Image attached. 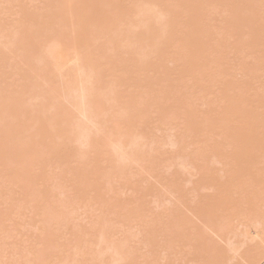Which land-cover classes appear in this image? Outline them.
I'll return each mask as SVG.
<instances>
[{
	"label": "bare ground",
	"instance_id": "6f19581e",
	"mask_svg": "<svg viewBox=\"0 0 264 264\" xmlns=\"http://www.w3.org/2000/svg\"><path fill=\"white\" fill-rule=\"evenodd\" d=\"M3 2H5V0ZM26 4H28L27 1ZM45 4L46 6L44 8L43 6ZM45 4H41L42 8L40 6L42 11L43 9L44 11L46 10V16L44 17L41 16L43 15L41 13L42 11L39 12V6H36V4L29 6L31 8L28 7L32 12L19 7V9L21 8L19 11L21 12L20 14L23 18L25 15L26 18H24V23L22 21L24 19H20L21 24L28 22L30 23L28 26L23 25L24 27H21L20 25V28L15 27L17 30L12 33L11 31H6V28H0V198L5 196L8 197L7 199H5V197L4 200L0 199L4 201L3 203L0 201V203H2V206H0V233H2V235L4 234L5 237L8 235L6 239H9L10 237L6 230H8L13 223L11 226L8 225L9 227L6 225L13 222V218L12 220L10 219L11 215L14 214L16 216L17 214L15 213H20L19 211L23 209L25 210L27 207L31 212L30 214H36L35 216L33 215L36 218L39 216L38 220H40V222L38 221L36 223L43 224L42 229L39 227L41 226L40 224H38L39 226L37 227L40 228L38 230H42L41 235H44V237L42 236L41 238V235L39 234L41 238V241L39 239L41 243L39 245H41V248H39V245L36 242L38 247L35 244L36 246L33 247V249H38L31 250V253H26L29 254L28 257L30 258L26 260L25 264H65L66 261L68 262L66 258H69L70 252L64 250L66 253L68 252L67 255L65 252L63 253L61 251L60 247H62L64 243L62 244V241L59 240L63 239L61 238V233L64 231V233H66V230L64 229H67L68 232L72 229L69 227V224H71V218L69 219L70 213L67 212L70 209L69 207H71L70 205L74 206L78 203L76 205L81 207L79 202L82 203L86 201L88 197H90L89 195L93 197V193L89 192L93 187H95L94 190L98 189L96 191L97 193L101 191L99 190V187H104L100 180L106 179L109 181L112 178L113 173L117 176L122 175V172L120 174V170L123 167H121L122 165L120 167L117 166L118 163L116 162L118 160L122 161L121 163L118 161L119 165L124 164V160H130V162H133L132 164L136 165L135 162H138L137 160H141V164V162L145 160L143 158H145V156L148 157L151 154V160H157V157H159V153L161 152L157 147L154 150L157 142L154 146H151V148L153 147L154 154L151 153L150 155L148 154L145 156H141L144 154L141 152L143 149L147 148V145L141 146L144 142H142L143 144H138V142L136 144V140H139L136 134H139L141 131V128L139 130L138 127H142V124L146 125L143 121L144 118L148 119V117H145L148 115L149 118L153 115L152 117L154 118H151V120L155 119L154 121L156 123L160 122V126H162L163 123H166L165 125H172L173 127H177L175 129L182 130L181 137L183 139H180L183 142L181 143L182 145L186 140H192L189 142L191 145L193 142L199 145L197 146L193 144L198 147L196 152H194L195 154L192 153L189 155L190 153L187 154L188 151H186L187 156L192 157V160L189 157L190 161L187 159L189 163L192 161V165H194L193 163L196 160H201V157L205 158L209 154H212L217 158L216 160L220 159L218 163L220 164L221 162V167L226 166L225 169L221 168L224 173L221 176V179L219 178L220 180L218 179V181H216V184L217 182L218 184L216 186H214V184H209L212 187H217V194L214 193L217 198H212V196H214L213 193L209 194L211 195L210 197L207 195L209 192H207V196L204 195L207 199L205 198L204 201H201L204 204V202L212 198L211 201H207L202 206L199 204V209L195 206L196 209L193 207L192 211L189 210L187 213L185 211L187 208L183 210L184 207L181 206V204L184 201L183 199H185L184 197L188 196V194L183 197V193L178 195L177 193L180 192L177 191L181 190H179V188L177 189L176 194L182 197V199L181 197L179 198L182 200V203L179 200V204L176 203V205L174 203L177 206L176 209H172L175 207V205H173V207L170 206V208H167L168 210L164 207L163 208L166 210L162 208H160L161 211H153L152 209L146 210L150 207L144 206L143 203V208L146 207V209H143L141 204H139L140 202H138V205L136 204V206H134L135 204L133 202L134 210L139 205L141 207L136 208L135 213L138 208V210H140L138 211L137 216L134 217L131 213L135 218V222L139 220L135 223L138 225H136V232L138 234H136L137 240L135 239L136 241H134V235H131L133 234L131 231L132 226L130 225L132 223H128L131 227H126L127 230L125 231L127 232H123L122 237L124 236V233L126 236L124 237V240H122L123 242H121L122 245L121 243L117 244L118 241L120 242L121 240L119 238V235L121 234L120 232L118 235L119 240H117V242H112L113 244L116 242L117 245H115V247H113L114 245H111L112 251H106V253L110 252L108 253L110 254V258H108V256L106 258H108V260L110 259V261L112 259V261H117V258H119L120 260L118 261L123 263L124 261L121 260V257H126L125 263H127V259L130 261H132V258L133 261L137 259L135 256L138 254L137 256H139V260L137 263L141 261L140 259L143 257L145 261L151 259V261H147L149 262L147 264H158L163 260L168 259L169 261V257L171 258V256H175L173 257V260H175V258L176 260H179L177 259L179 248L180 250L185 248L183 249V251H185L186 248L189 247L191 252L188 248V253L190 252L193 254L191 255L194 256L192 257V260L190 258L191 256H189L191 260L189 263L192 262L193 264H264V215H262L264 211L261 216L260 213L258 214L259 218H254L256 216L254 214L259 212L256 211L255 207H258L260 204L261 207L259 208L264 207L262 206V202L264 203V187L260 186L259 188L256 185L257 183H261L258 185L264 184V179L262 182V179H258L259 176L261 177L262 175L263 178L264 175L262 173L264 171L260 174L258 173V170L260 171L262 168V164L259 167L260 169L258 168L259 162L262 161L261 157L264 159V156H262L264 155V93L260 95L261 91L264 92V83L262 82L263 84H261L260 81L261 78L264 77V0H50V2H46ZM23 7L26 6L24 5ZM32 7H34V9ZM7 10L8 9H6V11ZM35 10H38L39 14H37L38 12ZM6 11L5 13H8ZM1 15H3V18L6 14L0 12V16ZM15 21L14 22L17 23L19 20ZM11 27L12 26H10V28ZM17 34L19 36L17 39L18 41L15 38V35ZM110 52L112 53L111 56H109ZM248 52L250 53L249 55L252 57V60L250 62H245V60L247 61L251 59L250 57L248 59ZM116 55H119L120 58L115 59ZM246 55L247 58L245 59L244 56L246 57ZM228 57H230L231 60L234 58H237L238 60L240 59L242 63L240 62V65H238V62H235V65H232L230 64L231 60L230 63L227 61ZM12 59H14V61ZM3 61H10L9 63L11 64L4 65L6 67L9 65L8 68H12L11 70L14 74H19L18 76L15 75L20 79H16L14 84L8 81L10 77L6 78L7 72L5 73V71H8L9 69L7 68L8 70H5L6 67H4V65L2 66ZM170 63L171 65L173 64L174 67L172 66V68H170ZM237 71H240L242 74V77L240 76V78L243 79L241 80L239 78L240 81H238L239 79H237V81L235 80V72L237 73ZM238 75L240 74L238 73ZM262 79L264 81V78ZM17 80H19V86L16 85L17 88L15 87V89L13 87L17 83ZM259 82L261 86L260 84L256 85ZM255 85L260 87L257 88ZM18 87L20 88L18 89ZM255 88L259 90L257 91ZM213 95L215 96L213 97ZM212 97L217 100L211 102L210 98ZM213 98L212 100H214ZM208 99L210 102H206ZM196 102L199 104L203 102L204 104L199 106L202 107L206 104V106L203 107L206 108H197L198 106ZM216 102H220L219 107L216 106ZM68 118L78 121V125L79 118H81L84 120L83 124L84 122L89 124L87 127L93 125L92 128H94V130L88 132L86 129H83L86 125H71L74 121L71 119V122H67L68 124L66 125L65 122ZM146 122H148V120ZM156 126L158 127L159 125L156 124ZM90 128L91 127L88 129ZM169 128L171 129V127ZM136 129L137 131L139 130L138 133H135L137 132L134 131ZM81 130H84V132L87 131L88 134L85 133L87 134L85 141L88 140L90 142L87 144L89 146H87L85 142L80 143V140L84 136V132L82 133ZM172 130H174V128H172L171 131ZM181 132L179 133L180 135ZM134 133L138 139L135 135L133 136ZM148 135H144V138ZM144 138L142 137L141 139L143 140ZM218 138L221 140L219 141ZM58 139H60L58 141L60 144L58 143L57 145L56 140ZM133 139L136 140L134 141ZM178 139L179 137L177 139L175 138L176 141ZM172 140L171 145L177 146L173 148H178L180 150L181 144H177L180 140L175 145H173V142L176 141L174 139ZM216 140L218 141L216 142ZM150 141L154 142L155 140ZM84 143L87 148L85 149L86 151H82L85 147ZM189 143L185 142V144ZM75 144H80L82 150L81 147L77 148V145L75 152L71 153L70 150L72 149L71 151H73V146ZM130 145H133V149ZM59 146L60 148L62 147L67 154L66 156H68L66 162L70 167L65 166L67 169H70L68 172L67 169H65L66 173L62 174L66 167H61L63 168L61 176H63V178L66 177L67 180L68 175H70L68 179H71V182L69 181L70 183L66 182L64 179L65 183L69 184V190L65 191L66 188H63L64 184L60 183V180H63V178L60 179L61 176H58L60 175L59 173L61 170L56 168L55 170H58V172L55 170L53 172L52 169L53 176L51 177L54 178V185L57 183L59 187L61 185L63 189H61V191H65L66 193L63 192L65 195L59 191L60 188H57V185H55L54 188L53 186L52 188H44L45 184L49 183L47 182L48 180L50 181L51 179L53 182L52 178L49 179L51 173H48V179L43 176L45 181L47 180V183L40 182L43 179L42 175L45 174V172L51 171V169L45 171L49 169L50 165L55 168L57 167L55 165H57L58 162L61 163L60 160H63L62 158L65 156L64 153H62L64 155L59 161L57 159V156L60 154ZM48 148L50 150L52 148V150L49 152L46 151V149L49 150ZM126 148L132 149V151L128 150L129 153L131 151L130 154L126 153ZM185 148L191 149V147H188L187 145ZM193 148L191 149L192 151ZM149 150H151L150 147ZM149 150H146V153ZM153 150L150 152H153ZM183 151H185L184 148L180 153L183 154ZM58 152L59 154L56 156ZM170 154L168 153L169 156ZM173 156L170 157L173 158ZM177 156H180L179 153ZM186 158L187 157H185L184 160H186ZM173 159L175 160L176 156ZM207 159L208 158H206V161ZM48 160H52L50 165L47 164L49 167L44 165L49 163ZM55 160H57V164H52ZM151 160L150 163H152ZM213 160L215 161V158ZM42 161L46 162L42 164ZM158 161H156V164H159L157 163ZM224 161L226 162V165H224ZM64 162L59 164L58 167L63 165ZM148 162L144 164L148 165ZM38 163L47 168L43 167L45 170H42L43 168L40 169L36 165ZM79 163L82 167L78 165ZM126 163L128 162H125V164ZM205 163H203V165ZM125 164L124 167L127 165ZM137 165H139V163ZM139 166L137 168H140ZM157 166L159 165H156L155 170H157ZM127 167L122 170H125L124 173L128 177V174L133 171L129 170L130 172L128 171L129 173L127 174ZM150 167L151 166H149V169ZM205 167L206 166H204V168ZM38 169L41 170L43 174L41 171H39V173ZM109 169L110 171H108ZM200 169L202 170L203 168ZM212 169L214 170L215 168ZM140 170L142 172V168ZM146 170L148 172H146L147 175L149 173L151 174L154 169H152L151 172L148 171V169ZM205 170H198L197 172H203L200 174L201 177L203 174H207L206 176L210 181V178H213L214 176L212 174L215 172L211 174V171L206 173L204 172ZM208 170H210L209 166ZM55 172L56 175L58 173L57 177L53 174ZM105 173L111 178L109 176H107L109 178L104 176L106 175ZM124 173L123 175L125 176ZM157 173L158 171H156L155 174L158 175ZM216 173L220 177L221 174H219L218 171ZM102 174H104V178L102 177ZM115 174L113 177H116ZM123 175L119 177L121 180ZM132 175L129 176V178H134ZM140 175L141 174H139V176ZM177 175L178 173H176V176ZM218 175L215 174L214 180L217 179L216 176L218 177ZM45 176L47 175L45 174ZM174 176L175 173L172 178ZM55 178L59 179L57 183ZM119 178L118 180H120ZM129 178H127V181ZM151 178L154 179V177ZM207 178H201L202 182L203 180H206V183L208 184L209 181ZM112 179H117V177ZM112 179L110 180L111 182H113ZM165 179L163 178V180ZM118 180L114 181H117L118 183L120 182ZM125 180L123 179V181ZM163 180L161 179V181ZM123 181H121V184ZM127 181L126 183H128ZM131 181H134V179H131ZM173 181H171L172 185ZM99 182L102 186L99 185ZM106 182H104V184ZM155 182H157L156 179ZM40 184L43 186L42 190L40 189L42 188ZM130 184H132V182ZM112 185L111 187L114 188L115 186ZM148 185L149 184H147V186ZM157 185L159 186L161 184ZM202 185H204V183L201 184V186ZM108 186L109 185L106 187ZM120 186L122 187L123 185ZM166 186L167 187L165 188H168L169 185ZM65 187H67L66 184ZM150 187L152 186L150 185ZM175 187H178V185ZM212 187L203 189V192L213 190L214 187ZM14 188H17V191ZM159 188L161 187L159 186ZM171 188L172 186L170 185V189ZM18 189L20 190V195H18L19 198L15 200L18 196L16 195L14 198L12 193L19 192ZM45 189L47 191L48 189H51L52 192H49L48 194ZM103 189L108 190L109 188ZM43 190L47 195L42 192ZM55 190H58L59 192H54ZM110 190H113L112 193L113 196H115L114 189L110 188ZM70 191H74V194ZM53 192L54 194H52ZM96 192L94 193L95 195L97 194ZM116 192L115 188V193ZM141 192L140 194L143 193ZM55 193L59 195L58 198ZM67 193H69V195ZM88 193L90 194L88 195ZM100 193H98L96 197L97 200L103 197V193L102 195H99ZM108 193L112 194L110 191ZM108 193L106 194L105 191L107 197L109 196ZM174 193L175 192L173 191L171 196H175L176 194L174 195ZM195 193L199 194L200 192L196 191ZM160 194L157 195L158 198ZM51 195L53 197L55 196L57 199H60L61 196H65L66 198L64 197V199L67 202L61 198L63 203L65 202V205L62 203L61 199L60 202L54 203L59 201L54 197L55 201H53V203H49V201H47V203L45 199L47 200L46 197ZM242 196L247 197L244 199ZM53 197L49 198L53 199ZM199 197V199H202L201 197H203V193L201 196L199 195ZM197 198L195 197L194 200L197 201ZM96 199L91 198V201L96 203ZM110 199L108 201H110ZM172 199L176 200L175 197ZM213 199L214 201H212ZM243 199L244 201L246 200L243 203L244 205H242ZM256 200L258 203L254 202ZM68 201L71 202V204ZM91 201L88 203V209L92 206ZM99 201L96 204H98ZM123 201L125 202V200ZM129 201L131 200L129 199ZM103 202H106V200L104 201L103 199L99 204H102L103 206ZM199 202H195V205ZM202 202L200 203L202 204ZM4 203L7 206L4 207ZM61 203L64 206H62ZM130 203L128 202V205H130ZM185 203H183V205L187 207ZM88 204L86 203V207ZM106 204L107 203H105V206H107L109 202L107 205ZM256 204H258V206L253 207ZM66 205L69 208L67 211L64 209ZM245 205L246 207L243 208ZM2 207H4V210ZM111 207L114 209L115 207L119 208L120 206L115 205L114 207ZM127 207L129 209V206ZM181 207L184 212L181 211ZM122 208L123 207L119 209L124 211ZM88 209L85 208L84 210L88 211ZM92 209L91 211H93ZM108 209V211L105 210V214L106 211L108 214L112 211L110 207ZM130 209L132 210L133 208ZM263 209L258 210L262 211ZM75 210L77 211L76 208ZM75 210L71 211L74 213ZM116 210L118 211V209ZM116 210L112 211L113 213L115 212V214H110L114 216L117 214L119 215L120 211L116 212ZM171 210L175 211V213H172ZM253 210L256 211L253 212L254 214H252ZM168 211L170 214L167 213ZM66 212L69 214L67 215ZM124 212L126 213V210ZM124 212L120 213V217L122 216L124 222H126L125 220L127 219L129 222L130 213L129 211L126 214ZM100 213H102L101 210ZM25 214L27 215V213H23L22 216ZM75 214L80 215L79 212H75L72 215ZM108 214L106 217H109L110 220L105 219L106 217L104 214V218L101 214L100 219H105L106 224L109 222L108 225L110 224L109 226L113 227L108 228L106 226L103 228L100 227L102 224L99 223L100 226L97 224L99 226L98 230L95 221H98L96 219L99 216L96 217V219H94V216L93 219H91L92 221L95 220V226L91 223V228L88 223V228L93 229L94 227L95 229L96 227V229L93 231L90 229L88 231L91 232L85 233L81 231L83 237L84 234L89 233L90 236H93L94 234H97V232L99 233V231L102 232V230H104V232H106V234L102 232L104 236L98 234V237H100L97 238V236L94 235L97 240L99 239V244H103L105 241L108 242L107 240L110 242L111 239L113 241V238H108L109 235H113L112 237L114 238H116L117 235L114 236L115 234H110L111 230H113L114 227H119V231L123 226H120L119 221L118 225L115 226V221L113 222V220L116 218L112 216V218H114L112 220L110 218L111 216H108ZM77 215L75 217H77ZM118 215L117 220L120 218ZM188 215H191L192 217ZM132 216L131 219H133ZM136 217L138 219H136ZM78 218L79 217L76 219L74 218L75 221ZM23 219V221H25V217H23ZM244 220H247V222L245 223ZM8 221H10V223ZM28 221L29 220L25 221L26 225H29L27 223ZM72 223V227L74 224H78V222L75 223L73 220ZM22 224L24 225L23 222ZM37 224L34 225L36 226ZM106 224L104 223V225ZM75 225L74 227H76V230L77 228L80 229V227ZM80 225L81 224L79 223L78 226ZM20 226L22 227L21 224L19 227ZM31 226L33 228V225ZM66 226L71 229L66 228ZM7 227L8 229H6ZM74 227L72 233H74ZM82 228H84V226ZM11 229L12 231L10 233L13 236L16 234L15 230H13L14 226H12ZM22 229L24 232L27 230L26 228L25 230L24 227H22ZM79 229L77 231H79ZM129 229L130 231H128ZM114 231L116 233L118 232L116 229H114L113 232ZM12 232H14V234ZM129 232H131V234L128 235ZM136 232L134 231V233ZM21 233L22 231L20 230V234ZM2 235H0V238ZM69 235L67 233V237ZM78 235H75V240L81 235V233L79 236ZM130 235L131 237H129ZM72 236L71 238L74 239V236ZM93 237L91 239H95ZM11 238L9 240H11ZM32 238L29 239L32 240ZM6 239L3 238L0 239V241L5 240L6 242ZM34 239L35 238H33V240ZM80 239V241L83 242L85 238ZM65 240L66 239L63 241ZM78 241L79 239L76 240L75 243H73L74 240L73 242L67 241V243L70 245H77L80 242ZM133 241L134 244L138 243L140 245L137 244L141 253L138 249L135 250V247L137 246L133 247ZM4 243H0V251L4 250L6 252V250L8 251V248L6 250H1V248H4L2 245H5V247L8 246ZM27 244L25 243L24 245L27 246ZM69 244H67V246ZM10 246L12 245H9V247ZM22 246L23 245H21V248H23ZM97 246L96 248L98 250L100 245L99 247ZM107 246L109 249L110 243ZM74 247L73 249L78 253V248L76 250ZM101 247L104 249L101 248L99 250L103 252L105 249L107 250L105 245H101ZM121 247L125 250L123 251L126 255L123 254L124 257L121 255ZM12 248L14 249V246ZM21 248H19V250ZM27 248L22 250L23 255L21 256L25 255L24 253L27 252ZM64 248L66 249V247ZM67 250L71 249L67 247ZM91 250H93V248L89 250V253H93L94 251L92 259L90 258L92 254H90L91 256L89 257L91 261L87 258V252L82 251V253L85 252L86 254H80L83 256L82 261H85L86 259L88 264L93 260L94 262H92V264H99L101 260H97V263L96 259H102L103 255L104 257L107 255L102 254L103 252L101 253L100 251V254L96 255V252L98 251L95 252V250ZM175 250L177 251V254L173 253ZM183 251L182 253H184ZM135 252L137 253L136 255ZM7 254L8 252L4 256ZM20 254L21 253L18 252V256ZM65 254L67 255L66 258L63 257ZM74 254L76 255V252H74ZM72 255L71 257L73 258ZM80 255H78V257ZM84 256L87 257L85 258ZM187 256L188 255H186V257ZM181 257L182 256H179L182 261ZM63 258H65L66 261ZM183 258V263H185L186 258ZM18 259L14 261L12 257L11 260L14 262L17 261L16 264H19ZM79 259V262H82L81 258ZM6 260L8 259H5L4 261ZM11 260L9 259V261ZM21 260L24 262L23 257ZM75 261H78V259ZM75 261H73V263H76ZM69 262L71 263V258H69ZM105 262L104 264H106ZM132 262L131 264H133ZM7 263L5 262V264ZM85 263L86 262L83 264ZM109 263L111 264V262ZM142 263L143 262L141 261V264Z\"/></svg>",
	"mask_w": 264,
	"mask_h": 264
},
{
	"label": "rangeland",
	"instance_id": "374dc122",
	"mask_svg": "<svg viewBox=\"0 0 264 264\" xmlns=\"http://www.w3.org/2000/svg\"><path fill=\"white\" fill-rule=\"evenodd\" d=\"M3 1H4V0H0V12H1L2 14H6V15H4L3 18H7V19H3V18H2L3 15L0 16V17H1V20H0V21H1V22H0V28H6V31H8V32L11 31V33H12L13 31L15 32V31L17 30L16 28H20V27H19L20 25H21V27H22L23 25L28 26V25L30 24V23H28V22L25 23V24H21V20L25 18V15H24V18H23V16L20 14L21 12H19L20 9H21V8L19 9V7H22V8H24V9L30 11L31 9H28V7H29V6H32V5H34V4H36V6H37V5L39 6V9H38L39 12H41V11H42V9H41V8H42V5H44L46 2H50V0H40V1H39V0H36V1H35V0H29V1H28V0H24V1H23V0H20V1L15 0L16 2H15L14 0H5V2H6V4H5V2H3ZM26 1L28 2V4H26ZM31 1H32V3H34V2H35V3L32 4ZM42 1H43V2H42ZM44 1H46V2H44ZM53 1H58V0H53ZM10 2H11V3H10ZM36 2H37V3H36ZM24 3H25V4H24ZM43 3H44V4H43ZM16 4H17V5H16ZM18 4H19V5H18ZM23 4H24L26 7H23V6H24ZM39 4H40V5H39ZM41 4H42V5H41ZM2 5H3V6H2ZM21 5H22V6H21ZM13 6H14V7H13ZM36 6H35V7H36ZM40 6H41V8H40ZM45 6H46V4H45L43 7L45 8ZM10 8H11V10H10ZM16 8H17V9H16ZM29 8H31V7H29ZM32 8L34 9V7H32ZM1 9H2V10H1ZM3 9H5V10H3ZM6 9H8V10L6 11ZM35 9H36V8H35ZM15 10H16V11H15ZM38 10H35V11L38 12ZM2 11H3V12H2ZM5 11L8 12V13H5ZM43 11H44V9H43ZM43 11L41 12V13L43 14V15H41V16L44 17V16H46V14H45V13H46V12H45L46 10L44 11V13H43ZM30 12H32V11H30ZM33 12H34V10H33ZM39 12H38L37 14H39ZM18 13H19V14H18ZM34 13H35V12H34ZM41 13H40V14H41ZM14 14H15V16H14ZM44 14H45V15H44ZM21 16H22V17H21ZM17 17H18V18H17ZM8 18H9V19H8ZM14 18H15V20H17V21L19 20V21H18L17 23H15L16 21L14 20ZM21 18H22V19H21ZM2 19H3V20H2ZM20 19H21V20H20ZM25 19H26V18H25ZM25 19L22 20L23 23H24ZM4 20H5V21H4ZM7 20H8V21H7ZM12 20H13V21H12ZM14 21H15V22H14ZM11 22H12V23H11ZM13 23H14V24H13ZM17 25H18V26H17ZM10 26H12V27H11L12 29L10 28ZM15 27H16V28H15ZM23 27H24V26H23ZM10 29H11V30H10ZM17 36H18V34L15 35L16 40L19 38V36H18V37H17ZM15 38H14V39H15ZM17 41H18V40H17ZM249 54H250V53L248 52L247 55H249ZM111 55H112V53L110 52V53H109V56H111ZM247 55H246V57L244 56L245 59L247 58ZM230 57H231V56H230ZM230 57L227 58V59H228L227 61H228L229 63H230V60H231V58H232V57H231V58H230ZM249 57H250V55L248 56V59H249ZM118 58H120V56H119V55H118V56L116 55V56H115V59H118ZM250 58H251V59H250V60H247V61L244 59L245 62H250V61L252 60V57H250ZM236 59H237V58H236ZM236 59L234 58L233 60H231V63H230V64L235 65V62H236V63L238 62L237 64L240 65V62H241L240 59H239V60L237 59V61H236ZM12 60L14 61V59H12ZM9 62H10V61H3V62H2V66H3L4 64H6V65H7V64H11V63H9ZM241 63H242V62H241ZM237 64H236V65H237ZM170 65H171V63H170ZM238 65H237V66H238ZM172 66L174 67V65L172 64V65L170 66V68H172ZM4 67H6V66L4 65ZM8 67H9V65L6 67V69L4 68L5 70H8V69H9L8 71H5V73L7 72V73H6V75H7L6 78H9V77H10V78L8 79V81H9V82H12V83L14 84V81H15L16 79H20L19 77H16V76H15V75L18 76L19 74H14V72L11 70L12 68H8ZM7 68H8V69H7ZM10 71H11V72H10ZM12 72H13V73H12ZM124 73H125V72H124ZM238 73H239L240 75H238ZM8 74H9V75H8ZM237 76H238V78H237ZM240 76L242 77V74L240 73V71H237V73L235 72V77H236V79H235V77H234V79L237 81V79H239ZM11 77H12V79H11ZM14 77H15V78H14ZM13 78H14V80H13ZM262 78H264V77H262ZM262 78H261V80H260V81H261V84L264 83V81H263ZM10 79H11V80H10ZM240 79H241V78H240ZM240 79H239L238 81H240ZM242 79H243V78H242ZM242 79H241V80H242ZM18 81H19V80L16 81L18 84L16 83L15 86H14L13 88H15V87L17 88L16 85L19 86V82H18ZM262 82H263V83H262ZM259 84H260V82H259L258 84H256V85H259ZM261 84H260V86H261ZM256 85H255V86H256ZM260 86H256V87L259 88ZM16 88H15V89H16ZM19 88H20V87H18V89H19ZM18 89H17V90H18ZM255 89H256V88H255ZM123 90H124V88H123ZM256 90L258 91L259 89H256ZM260 90H261V89H260ZM217 91H218V88H217ZM259 92H260V91H259ZM217 93H219V92H217ZM262 93H264V92L261 91L260 95H261ZM214 96H215V95H213V97H214ZM213 97H212V98H213ZM212 98H210V101H211V102L217 100L216 98H215V99L213 98L214 100H212ZM32 100H33V99H32ZM210 101H209V99L206 100V102H210ZM34 102H36V101H34ZM219 103H220V102H219ZM219 103L216 102V103H215L216 106L219 107ZM196 104H197L198 107H197L196 105H195V106H196L197 108H199V107H201V106H199V105L204 104V103L201 102V103L199 104L198 102H196ZM204 106H206V104L203 105V106L201 107V109H202ZM205 108H206V107H205ZM205 108H203V109H205ZM152 116H153V115H151L150 118H149V115H148V116H145V117H148V119L146 118V119L148 120V122H146L147 120L144 118L143 123L145 122L144 124H146V125H143V124H142V127H138L139 130H140V128H141V131H140V132H139V130L137 131V129L134 130V131H137V132H135V133H138V132H139V134H140V136H139V134H136L137 137L139 138V140H136V139H135V140H136V144H137V142H138V144H143L142 142H144V144L141 145V146H144V145L146 146V145H147V146H146L147 148H145V149H143V150L141 149V150H142L141 153H144V154H142V155L140 154L141 156H145V155H148V154L150 155L151 153L154 154V150H155L156 147H157V149H159V150L161 151V152L159 153V151L157 150L158 153H159V157H157V160H154V161L151 160V159H152V154L150 155L151 157H150V156H148V157L145 156V158L142 157V158L145 159V160H143V161L141 162V164H140V161H141V160H137L138 162H135L136 165H135V164H132L133 162H130V160H127V161L124 160L125 162H128V163H126L127 165H126L125 162H124V164L126 165L125 167H127L129 164L131 165V167H130V165H129V166L126 168V169H128V170H126V171H127L126 173L128 174L131 170L133 171L132 173L130 172V174H128V177H127V175L124 173L125 170H122V169H125L124 164H120V165H119V162L121 163L122 161H121V160H120V161L118 160L119 162H118V161L116 162V163H118L117 166L120 167V166L122 165L121 167H123V168L120 170V174H121V172H122V175H123V173L125 174V176L123 175L122 180H121V178H119V177H121L122 175L117 176L115 173H113V176H114V174H115L116 177H117V179H112V178H116V177H113V176H112V178H111V177H110L108 174H106V173H105L106 175L102 174V177H103V175L106 176V177L109 176V177L113 180V182L110 181L111 179H110L109 181L106 180V179H102V180H100V182L103 183V185H104L103 188H106V189L109 188L108 190L110 191V193H112V191H113V190H110V188H111V189H114V195L116 194L115 196H113V193H112V194H109V193H108V192H109L108 190H105V189H103L102 187H99V190H101V191H100L101 193L98 192V193H100L99 195H102V193H103V195H102L103 197H101L99 200H100V201H103V199H104V201L106 200V202H103L104 205L102 206V204H99L100 201L96 199V197H97V195H98V193H97L96 191H97L98 189H97V190H94L95 187L92 186L93 189H92V187H91L92 190L89 191V192H91V193H93V194L96 192L97 194H96V195H95V194H94V195L92 194L93 197H91V195H89L90 193H88V195H89L90 197H88V199H87L86 201L82 202L83 204L79 202V205H81V207H80V206L78 207V205H76V204H78V203L75 204L76 206H75V205H74V206H73V205H70V206H71V207H69L70 209L68 208L67 205L64 207V209H65L66 211H67V209H69V211H67V212H69V213L71 214V216L73 217V218H72V217L70 216V214L66 212L67 215L69 214V219L71 218V219L73 220V222H75V223L78 222V224H79V223L81 224L80 226H78V224H77V225L74 224L75 226L80 227V229L77 228V230L79 229L80 232L77 231V230L75 229L76 227H74V225H73V227H74V233H72V232H73V227H72V224H73V223H72V220L70 219L71 224H69L68 220L66 219L67 222H68V224H69V227H71L72 229L69 228V227H67L68 225L66 226V228L71 229L72 231L69 230V232H68L67 229H64V230H66V233H64L65 231L62 232V233H61V238H63V239H60V240H59V241H62V244L64 243V245H65V246H64V245L61 244V245H62V247H60V248H61V251H62L63 253H64V252L66 253V251L70 252V254H69V258H71V263L69 262V258H66L67 255H68V252L66 253L67 255L65 254L66 256H65V255L63 256V257L66 258V260H68V262H67V261L65 260V258H63V259L66 261V263L72 264L73 261H75V260H77V259H78V261H75L76 263H73V264H83L84 262L87 263L88 261H86V259H85V261H82V260H83V259H82V258H83L82 255H83V254H86L85 252H87L86 255H87L88 257H87V256H84V257H85V258H86V257L89 258V257L91 256L90 254H92V256L90 257V258L92 259V257H93V253H94L93 250H95L96 246L98 245L97 247H99V245H100L99 249H101V248L104 249L103 247H101V245H103V246L105 245V246L107 247V250L105 249V251H104L105 253H104L103 251L99 250V249L97 250V248H96V250H95V252L98 251V252H96V255H97V254L99 255L100 252H101V253L103 252L102 254H107V255H105V257H104V255H103V256H102V257H103L102 259H96V261H97V260H101V262H99V264H101V263L104 264L105 261H106V262H105L106 264H110L109 262H111V264H118V263H119V264H128V263L131 264V262L133 261V258H132V261H130L129 259H127V263H125V262H126V260H125L126 257H125V258H122V257H121V260L124 261L123 263H122V262L120 263V262L118 261V260H120L119 258H117V261L114 260L115 262L112 261L113 259H112L111 261H110V259L108 260V258H110V257H109L110 254H108V253H110V252L106 253V251H110V250L112 251V248H111L112 246H111V245H114L113 247H115V245L120 244L121 242H123L122 240H124V237H125L126 235H125V233H124V236H123V237H122V235H123V232H127V231H125V230H127L128 226H129L128 223H129V224H130V223H132V224L134 223L133 225L130 224V225L132 226L131 231H132L133 234H131V232H129L128 235H129V234L134 235V236H135V238H134V236H133L134 241L137 240V237H136V234H137L136 231H137V229H136V228H137L138 225L135 224V223H137V221H139V220H137V221L135 222V218H134V217L138 215V211H140V210H138L139 208H141V207L143 208L144 206H148V207H150L149 209H148V208L146 209V207L143 208V209H146V210H150V209H152L153 211H158V210L161 211L160 208H162V209L166 208V209H167V208H170V206L173 207V205H175L176 203H178V200L181 201V203H182V200H181L182 197L185 196L186 194H188L189 197L186 196V197H184L185 199H183V200L186 202V201H187V198H188V201H187L186 203L183 201V203H185V205H187V207H185V206L183 205V203L181 204V206L184 207L183 210H185V208H187V210H185L186 213H187V212H189V210L192 211V208H193V207L196 206L197 209H199V207H198L199 204L202 206V205H204L207 201H208V202L211 201L212 198H217V196L215 195V194H217V193H216L217 187H214V186H216V185L218 184V182H217V184H216V181H218L219 178L221 179V176H222L223 173H224V171H222V170L225 169L226 166H224V165H226V162L224 161V162H225L224 165H223L224 167H221V165H222L221 162H220V164L218 163L220 159L216 160L217 158H216L215 156H213L212 154H209V155H208L207 157H205V158H204V157H201V160L204 158L202 161H201V160H196V161L194 162V160H193V162H194L193 164H194V165H192V161L190 162V163H191V164H190V163L187 161V159H189L190 156H187V154L190 153L189 155H191L192 153L196 152V150H197V148H198L197 146H199V145H197V144H195V143L193 142L192 145L195 144V145H197V146H195V145L192 146L191 143H189V142H191L192 140H190V141H187V140H186L185 142H187V143H189V144H185V142H184L185 145H184V144L182 145L181 143H183V142L180 140V139H183V138L181 137V136H182V132H181L182 130H181V131H180V129L177 130V129H175V128H177V127H173L172 125H169V126H168V125H165L166 123H165V124L163 123L164 126H163V125L160 126V125H161L160 122H157V123H156V122L154 121L155 119H152V120H151V118H154V117H152ZM26 117H27V115H26ZM70 119H71L72 121L74 120V119H72V118H68L67 121L65 122L66 125L68 124L67 122H69V123L71 122ZM79 119H80V120H79V125H84V126L86 125L85 128H83L84 130L86 129L88 132H90L91 130H94V128H92L93 125H92L91 123H90V124H91L92 126H89V127H91V128L88 129L89 127H87V126H88L89 124H87V123H85V122H84V124H83V121H84V120L81 119V118H79ZM81 120H82V121H81ZM74 121H76V120H74ZM74 121L71 123V125H74V124L78 125V123H77L78 121H76V122H74ZM165 121H166V120H165ZM149 122H150V123H149ZM152 122H153V123H152ZM147 123H148V124H147ZM159 123H160V124H159ZM65 124H64V125H65ZM151 124H152V125H151ZM156 124L159 125V126L157 127ZM69 125H70V124H69ZM69 125H68V126H69ZM76 125H75V126H76ZM79 125H78V126H79ZM154 125H155V126H154ZM68 126H66V127H68ZM140 126H141V125H140ZM150 126H151V127H150ZM166 126H167V127H166ZM70 127H72V126H70ZM80 127H82V126H80ZM145 127H146V128H145ZM149 127H150V128H149ZM154 127H156V128H154ZM159 127H160V128H159ZM169 127H171V129L174 128V130L171 131V129H170ZM148 128H149V129H148ZM151 128H153V129H151ZM81 129H82V128H81ZM144 129H145V130H144ZM161 129H163V130H161ZM168 129H169V130H168ZM79 130H80V129H79ZM84 130H81L82 133L84 132ZM148 130H149V131H148ZM151 130H152V131H151ZM175 130H176L177 132H176ZM87 131L84 132V136L82 137L83 140H82V139L80 140V143L85 142L86 145H87L88 142H89L88 140H86L87 142L85 141V139H86L85 137H86L87 134H88ZM150 131H151V132H150ZM179 131L181 132V135L179 134V133H180ZM82 133H81V134H82ZM85 133H87V134H85ZM135 133L133 134V136L135 135ZM150 133L153 134V135H151ZM148 134H149V135H148ZM131 135H132V134H131ZM136 135H135V137H136ZM142 135H143V136H142ZM144 135H145V136L148 135L149 137L147 136L146 138H144V137H145ZM150 135H151V136H150ZM133 136H131V137H133ZM153 136H154V137H153ZM135 137H133V138H135ZM137 137H136V138H137ZM142 137L144 138L143 140L141 139ZM152 137H153V138H152ZM178 137H179V139L176 141L175 138L177 139ZM138 138H137V139H138ZM156 138H157V140H156ZM140 139H141V141H140ZM149 139L152 140V141H154V140H155V141H154V142H151ZM172 139H174V140L176 141V142H173V143H174L173 145H175L179 140L181 141V142L179 141L177 144H181V145H180L181 147L178 146V147H180V150H181V148H182V150H183V148L185 149V151L182 152L183 154L180 153L182 150L180 151L178 148H173V147H177V146H172V145H171V144H172L171 141H173ZM59 140H60V139L56 140V144H57V145H58V143L60 144V142H58ZM133 140H134V139H133ZM135 140H134V141H135ZM146 140H148V141H146ZM159 140H160L161 142H160ZM188 140H189V139H188ZM218 140L220 141L221 139L218 138ZM218 140H216V142H217ZM139 141H140V142H139ZM158 141H159V142H158ZM145 142H146V143H145ZM148 142H149V144H148ZM156 142H157V145L154 147V150H153V147L151 148V146H154V145L156 144ZM85 143H84V146H85ZM89 143H90V142H89ZM163 143H165V144H163ZM162 144H163V145H162ZM77 145H78V146H77ZM161 145H162V146H161ZM186 145H187L188 147H191V149L194 147V148H193V151H192L190 148H185ZM189 145H191V146H189ZM76 146H77V148H78V147H81V150H82V146H81L80 144H75V145L73 146V148H74L73 151H71L72 149L70 150L71 153L75 152V150L77 149ZM84 146H83V147H84ZM87 146H89V145H87ZM131 146H132V149H133V145H130V147H131ZM139 146H140V145H139ZM149 147H150L151 150H149ZM160 147L163 148V149H161ZM58 148H60V146H59ZM127 148H128V147H127ZM127 148H126V153H127V154H130L131 151H132V149H127ZM143 148H144V147H143ZM48 149H49V148H48ZM85 149H87L86 146L83 148L82 151H86ZM172 149H173V150H172ZM188 149H190V150H188ZM51 150H52V148H51ZM51 150H50V149H49V150L46 149V151H48V152L51 151ZM128 150H131L130 153H129ZM146 150H149V151H147V153H146ZM152 150H153V152H150V151H152ZM194 150H195V151H194ZM127 151H128V152H127ZM165 151H167V152H165ZM186 151H188L187 154H186ZM59 152H60V154H59ZM59 152L56 154V156L59 154V155L57 156L58 161L62 158V156H63L64 154H65L64 158H65V157H66V158H65V159L62 158L63 160H60L61 163L58 162V164L56 163L57 160L53 161L52 164H55V163H56L57 165H55V166H57V167L53 168L54 166H51V165H50V163L52 162V160H50V161L48 160L49 163L44 164V165H46L47 167H49L48 165H50V167H52V168L49 167L48 170H45V168H43V167H46V166H44V165L41 166L40 163L36 164L40 169L43 168L42 170L49 171V170L51 169V171H49V172H45V174H46L47 176H45V174H43L42 171L38 169V172L41 171V173L43 174V175H42V178H43V179L41 178L42 181H40V182H42V183L44 182V183H45V182L47 181V180L45 181V178L48 179V173H51L50 176H49V179L52 178V177H51V176H53V175H52V169H53V172H54V170H55L56 168H58L59 170H61L60 173H59L60 175H58V173H57L58 176H61L62 174H65V173H66V170H65V169H67V167L69 166V164L66 162V159L68 158V156H66L67 154H66V152L62 149V147L60 148ZM175 152H176V154H175ZM177 152L179 153L180 156H177V155H178ZM184 152H185V153H184ZM263 152H264V151H263ZM62 153H64V154H62ZM71 153H70V154H71ZM155 153H157V152H155ZM168 153H169V154L172 153V154H170V156L172 157V156L174 155L173 158H175V156H176V159L174 160L173 158H171V157L168 155ZM173 153H174V154H173ZM162 154H163V155H162ZM165 154L168 155V156H166ZM185 154H186V156H185ZM194 154H195V153H194ZM263 154H264V153H263ZM182 155H184V156H182ZM157 156H158V155H157ZM161 156H162V157H161ZM212 156L215 158V161L213 160L214 158H213ZM262 156H264V155H262ZM165 157H167V158H165ZM169 157H170V159H169ZM180 157H181V158H180ZM182 157H183V158H182ZM185 157H187L186 160H184ZM211 157H212V160H211ZM146 158H147V159H146ZM191 158H192V157H190V159H191ZM206 158H208L209 160L207 159V161H206ZM261 158H262V161L259 162L258 168L260 167L261 164H262V165H261L262 168H261L260 171L258 170V173H259V174H260L262 171H264V170H262V169H264V162H263L264 159H263V157H261ZM261 158H260V159H261ZM162 159H163V160H162ZM190 159H189V161H190ZM64 160H65V162H64ZM150 160H151L152 163H150ZM158 160H159V161H158ZM168 160H169V161H168ZM172 160H173V161H172ZM191 160H192V159H191ZM62 161L64 162V164L58 167L59 164H62V163H63ZM148 161H149V162H148ZM156 161H158L157 163H159V164H156ZM186 161H187V162H186ZM198 161H200V162H198ZM211 161H212V162H211ZM221 161H222V160H221ZM45 162H46V161H44V162L42 161V164L45 163ZM146 162H148V163H147L148 165H145ZM196 162H198V163H196ZM205 162H206V163H205ZM207 162L210 163V164H208ZM65 163H66V164H65ZM138 163H139L140 166L137 165ZM144 163H145V164H144ZM154 163H155L156 165H159V166H157V170H155L156 165H155ZM188 163H189V164H188ZM203 163H205V164L203 165ZM47 164H48V165H47ZM149 164H152V165H149ZM206 164H208V165H206ZM65 165H66L67 167H66ZM78 165L82 167V165H81L80 163H79ZM189 165H190V166H189ZM201 165H202V166H201ZM211 165H212V166H211ZM40 166H41V167H40ZM132 166H133V167H132ZM138 166H139L140 168H137ZM149 166H151L150 169H149ZM204 166H206V167L204 168ZM208 166H209V169H210V170H208ZM47 167H46V168H47ZM61 167H63V168L66 167V168H64V171H63V168H61ZM69 167H70V166H69ZM153 167H154V168H153ZM196 167H197L198 170H200V171L207 169V170L204 171V172H206V173H208V172L211 171V174H212V173L215 172L214 174H212V175H214L213 178L211 177L212 179L210 178V181H209V179H208L207 176H206L207 174H205V175L203 174L202 177H201L200 174H202L203 172H200V171L197 172L198 170H197ZM199 167H200V168H203V169L201 170ZM141 168H142V172H141V170H140ZM144 168L148 169V171H150V172L152 171V169H154V170H153L154 173L151 172V174L149 173L150 175H149V174L146 175L147 170L144 169ZM193 168H196V169H193ZM212 168H215V169L213 170ZM218 168H219V169H218ZM221 168H223V169H221ZM69 169H70V168H69ZM69 169H67V172H68ZM220 169H221V170H220ZM259 169H260V168H259ZM129 170H130V171H129ZM212 170H213V171H212ZM55 171L58 172V170H55ZM62 171H63L64 173L61 174ZM105 171H106V170H105ZM108 171H110V169H109ZM128 171H129V172H128ZM143 171L145 172V174H144ZM156 171H158L157 174H158L159 176L155 174ZM217 171H218L219 174H221L220 177H219V175L216 173ZM219 171H220V172H219ZM255 171H257V170H255ZM39 173H40V172H39ZM107 173H108V172H107ZM147 173H148V172H147ZM174 173H175V176H174V177H177V178H174V177L172 178V176L174 175ZM176 173H178L177 176H176ZM262 173L264 174V172H262ZM53 174H54V176L57 177L56 172L53 173ZM132 174H133V175H132ZM139 174H141V175H143V176H141V175L139 176ZM215 174L218 175V177L216 176L217 179L214 180V178H215ZM67 175H68V174H67ZM67 175H66V176H67ZM131 175H132L134 178H132V177H130V178H131L132 180L134 179V181H131V179L129 178V176H131ZM40 176H41V175H40ZM43 176H44L45 178H44ZM69 176H70V175H68L67 180L69 179ZM199 176H200L201 178H205V179L207 178L208 181H209V183L207 184V183H206V180H203V182H202V180H201V178H200ZM203 176H205V177H203ZM208 176H209V174H208ZM109 177H107V178H109ZM151 177H154V179L151 178ZM155 177H156V178H155ZM62 178H63V176H61L60 179H62ZM103 178H104V177H103ZM118 178H119L120 180H118ZM127 178H129L128 181H127ZM157 178H158V179H157ZM159 178H160V179H159ZM163 178H164V179L166 178V179H168L169 181L166 180V179L163 180ZM170 178H171V179H170ZM259 178H260V179H259ZM52 179H53V182L51 181V179H50V181H49V180L47 181V182L50 183V186H49V183L46 182L47 184H45V187H44V188H47V187H49V188L51 187V188H52V186H53V188H54V186L58 184L57 181H59V179L55 178V179H56V183H57V184H55V185H54V182H55V181H54V178H52ZM64 179L66 180V177H64L62 181L60 180V183H61V184H64V185H63V188H66L65 191H68V190H69V187H68L69 184L65 183ZM123 179H124V180L126 179V180L123 181ZM143 179H145V180H143ZM155 179H156L157 182H155ZM161 179H162L163 181H161ZM199 179H200V180H199ZM220 179H219V180H220ZM258 179H259V180L262 179V180H261V182H262L263 179H264V175H263V178H262V175H261V177L259 176ZM67 180H66V182H68V183L71 182V181H70L71 179L68 180V181H67ZM105 180H106L109 184H108ZM114 180H118V181H120V182L117 183V181H114ZM158 180H159V182H158ZM170 180H171V181L175 180V181L172 182L173 185L171 184V181H170ZM178 180H179V182H178ZM211 180H213V181H211ZM63 181H64V182H63ZM69 181H70V182H69ZM102 181H103V182H102ZM121 181H123L122 184H121ZM126 181H127L128 183H126ZM129 181H130V182H129ZM160 181H161V182H160ZM167 181H168V182H167ZM204 181H205V182H204ZM208 181H207V182H208ZM51 182H52V183H51ZM100 182H99V185H101ZM104 182H106V183L104 184ZM131 182H132V184H130ZM134 182H135V183H134ZM153 182H154V183H157V184H161V185L163 184L162 186L164 187V190H165V191L163 190V187H162L161 185H159V186L161 187V188H159V186H158L157 184H154ZM165 182H167V183H165ZM201 182H202V183H201ZM60 183H59V185H60ZM112 183H113V185L115 186L114 188L111 187ZM124 183H126V184H124ZM137 183H138V184H137ZM140 183H141V184H140ZM174 183H175V184H174ZM177 183H178V184H177ZM198 183H201V184L204 183V185L201 186V184H198ZM205 183H206V184H205ZM263 183H264V182H263ZM65 184H66L67 187H65ZM106 184L109 185V186L106 187V186H107ZM119 184H120V185H123V186L121 187ZM147 184H149V185L147 186ZM164 184H165V185H164ZM209 184H211V185L214 184V186H213L214 188H213L211 185H209ZM258 184H261V183H257V184H256L259 188H260V186L264 187V184H262V185H258ZM40 185L42 186V184H40ZM47 185H48V186H47ZM113 185H112V186H113ZM133 185H134V186H133ZM150 185H151L152 187H150ZM166 185H169L168 188H165V187H167ZM170 185L172 186L171 189H170ZM176 185H178V187H175ZM196 185H198V186H196ZM208 185H209V186H208ZM101 186H102V185H101ZM126 186H127V187H126ZM130 186H131V187H130ZM155 186H157V187H155ZM180 186H181V187H180ZM253 186H255V185H253ZM56 187H57V188H60L59 191H60L61 193L65 192V191H63V192L61 191V189H62L61 185H60V187H59L58 185H57ZM146 187H147V188H146ZM148 187H149V189H148ZM198 187H199V188H198ZM201 187H203V188H201ZM207 187H208V188L212 187L213 190H211V189H212V188H211V189H210L211 191H209V190L205 191V190H204L206 193L203 192V189H206ZM67 188H68V189H67ZM115 188H116V191H117L116 193H115ZM130 188H131V189H130ZM143 188H144V189H143ZM153 188H154V189H153ZM156 188H157V189H156ZM174 188H175V189H174ZM178 188H179V190H180V189H181V190L183 189V190H182V191H181V190H180V191H177ZM14 189L16 190L17 188H14ZM40 189L42 190V189H43V186H42V188H40ZM132 189H133V191H132ZM139 189H140L143 193H142ZM152 189H153L154 191H153ZM197 189H198V190H197ZM201 189H202V190H201ZM62 190H63V189H62ZM136 190H137V191H136ZM138 190H139V191H138ZM151 190H152V191H151ZM169 190H170V191H169ZM16 191H17V190H16ZM18 191H19V192H17V193H15V192L12 193V194H13V197H14V196L16 197V195H17V196L20 195V190L18 189ZM45 191L48 192V194H49V192H50V193L52 192L51 189H50V190L48 189V191L45 189ZM45 191L43 190L42 192H44V194L47 195V193H46ZM59 191H58V190H55L54 192H59ZM94 191H95V192H94ZM105 191H106V194H107V193L109 194V196H108L109 198H108L107 195L105 194ZM107 191H108V192H107ZM155 191H156V193H155ZM166 191H167L168 193H167ZM173 191L175 192L174 195L176 194V191H177V192H180V193H177L178 195H179V194L181 195V194L183 193L182 197H181V196H178L177 194H176L175 196H171V195L173 194ZM188 191H190V192H188ZM196 191H197V192H200V193H201V192L203 193V197H201L202 199H199V198H200L199 195L201 196L202 193H201V194H200V193H199V194H198V193L196 194V193H195ZM213 191H214V192H213ZM259 191H261V190H259ZM54 192H53L52 194H54ZM70 192H72V194H74V191H70ZM138 192H139V193H138ZM140 192H141L142 194H140ZM149 192H150V193H149ZM169 192H170V194H169ZM207 192H209V193L207 194ZM65 193H66V192H65ZM65 193H63V194L65 195ZM148 193H149V195H148ZM160 193L163 194V195H161ZM171 193H172V194H171ZM190 193H192V194H190ZM194 193H195L196 195H195ZM211 193H213L214 196H212L211 199L208 198V199H210V200H207V201L204 202V204H203L202 201H204V199L206 198L204 195H206V194L209 195V194H211ZM214 193H215V194H214ZM4 194H5V192H4ZM6 194H7V193H6ZM55 194H56V193H55ZM67 194L69 195V193H67ZM133 194H134V195H133ZM136 194L138 195V197H137ZM158 194H160V195H159V198H158V196H157ZM60 195H61V194H60ZM86 195H87V194H86ZM146 195H148V196H146ZM197 195H198V198H197ZM207 195H206V196H207ZM2 196H3V195H2ZM4 196H5V195H4ZM7 196H9V195H7ZM44 196H45V195H44ZM71 196H73V195H71ZM176 196H177L178 199L176 198ZM194 196H195L200 202H202V204H201L197 199H196L197 201H195V200H194V199H195ZM209 196L211 197V195H209ZM209 196H208V197H209ZM215 196H216V197H215ZM5 197H6V196H5ZM5 197H2V198H0V199H3V200H4ZM9 197H10V196H9ZM11 197H12V195H11ZM15 197H14V198H15ZM49 197L51 198V197H53V196L51 195V196H49ZM49 197H46L47 200L45 199V201H46V202L49 201V203H53V201H55V199H54L55 196L53 197L54 200H53V199H50ZM56 197L58 198L59 195L56 194ZM56 197H55V198H56ZM64 197H65V196H64ZM64 197L61 196V198H63V199H64ZM86 197H87V196H86ZM104 197H107L108 200H109L110 198H111V199L114 198V199H112V201H111V199H110V201H108L107 198H104ZM173 197H175V199H176L177 201H176V200H173V199H172ZM180 197H181V199H179ZM193 197H194V199H193ZM242 197L245 199V197H247V196H245V197L242 196ZM7 198H8V197H6L5 199H7ZM18 198H19V196L16 197L15 200L18 199ZM57 198H56V199H57ZM61 198H60V199H61ZM65 198H66V197H65ZM91 198L96 199V203H97L98 201H99V203L96 204L94 201H91ZM115 198H116V199H115ZM121 198H124V199H121ZM131 198L133 199V201H132ZM190 198H191V199H190ZM60 199H57V200H59V201L54 202V203H58V202H60ZM101 199H102V200H101ZM127 199H128V200H127ZM129 199H130L132 202L129 201ZM136 199H138V200H136ZM206 199H207V198H206ZM244 199H243V201L241 200V201H242V205H244L243 203L246 201V200L244 201ZM114 200H115V201H114ZM118 200H122V201L125 200L126 203H125L124 201L122 202V201H118ZM126 200H127L129 203L131 202V203H132V206H131V203H130V205H128V202H127ZM172 200H173V201H172ZM201 200H202V201H201ZM0 201H1L2 203L4 202V201H2V200H0ZM61 201H62V203H63V200H62V199H61ZM64 201L67 202L65 199H64ZM90 201H91L93 207L90 206V209H88V208H89V204H88V203H89ZM113 201H114V202H113ZM145 201H146V202H145ZM175 201H176V202H175ZM192 201H193V203H192ZM212 201H214V199H213ZM258 201H259V200H258ZM261 201H262V200H261ZM65 202H64V203H65ZM68 202H69V201H68ZM108 202H109V204H108ZM133 202H134L135 205L133 204ZM135 202H137V203H135ZM138 202H140L139 204H141V207H140V205L137 206V207H139V208L137 209V212L135 213L137 207H136L135 210H134V206H136V204L138 205ZM195 202H199V203H196V205H195ZM254 202L258 203L257 200L254 201ZM2 203H0V206H2V205H1ZM47 203H48V202H47ZM62 203H61V205H62ZM64 203H63V204H64ZM69 203L71 204V202H69ZM69 203H67V204H69ZM84 203H85V204H84ZM86 203L88 204L87 207H86ZM91 203H90V204H91ZM101 203H102V202H101ZM105 203H107L108 205L106 204L107 206H105ZM110 203H111V204H110ZM143 203H144V206H142ZM172 203H173V204H172ZM174 203H175V204H174ZM240 203H241V202H240ZM259 203H260V201H259ZM124 204H125V205H124ZM126 204H127V206H129V209H128V207L126 206ZM145 204H146V205H145ZM178 204H179V203H178ZM191 204H192V205H191ZM245 204H246V203H245ZM262 204H263L262 206H264V203H263V202H262ZM64 205H65V204H64ZM64 205H62V206H64ZM82 205H83V206H82ZM115 205H116V206H117V205L120 206L119 208L123 207L122 209H124V211L126 210V213H128V211H129V213H130V214H129V215H130V216H129V222L127 221L128 219L125 220L127 223L124 222L123 219H122V216L120 217V213H121V212L123 213L124 211H121V209H119L118 207H117V208L115 207V208L118 209V211H120V213H119V215H118L117 213H116V214H117L120 218L117 220V218H118L117 215H115V216L112 215V214H115V212L113 213L112 211H114V210H116V209H115V208L112 209L111 206L114 207ZM122 205H123V206H122ZM133 205H134V206H133ZM176 205H177V204H176ZM176 205H175V207H173L172 209H176V207H177ZM193 205H194V206H193ZM260 205H261V204H260ZM260 205L258 206V204H256V205L253 206V207L258 206V207H255V209H256V211H259L257 214H254L253 212H256V211H254L255 209L253 208L254 210L252 211V214L256 215L254 218H259L258 214L260 213V216H261V214H262L263 211H264V209H263L264 207H263V208H259V207H261ZM3 206L5 207V206H7V205H5V203H4ZM94 206H95V207L97 206V207H100V208H97V207L95 208ZM178 206H179V205H178ZM4 207H2L3 210H4ZM77 207H78V208H77ZM82 207H83V208H82ZM109 207H110L111 210H112V211H110V213H112V214H110V213L108 214V213H107V211L109 210V209H108ZM163 207H164V208H163ZM179 207H180V206H179ZM196 207H195V209H196ZM245 207H246V205H245L243 208H245ZM0 208H1V207H0ZM72 208H74V209H72ZM75 208L77 209V211L75 210ZM80 208H81V209H80ZM85 208H87L89 212H88V211H85V210H84ZM92 208H93V209H92ZM101 208L104 209V210H102ZM130 208H133V209L131 210ZM257 208H258V209H263V210L260 211V210H258ZM27 209H28V211H29V208H28V207H27ZM27 209H25L26 211L23 209V210L19 211L20 213H18V212L15 213V214H17L16 216H15L14 214H12L13 216L11 215L10 219L12 220V218H13V222L10 223V221H8L10 224H7V225H6V226H8V225L11 226V224L13 223V224H14V225L12 224V226H14V229H13V230H15V233H16L17 235L19 234L18 236H17L16 234H14V232H12V233L14 234V235H13L14 237H13L12 234L10 233V232L12 231V229H11L12 226H11L9 229H8L9 226L6 228V229H8V230H6V232L9 234V237H10V238L12 237L11 240H9L10 238H9V239H6V238L8 237V235H7V237H5L4 234L2 235V233H0V235H2V237H1L0 239H3V238H4V239H6V242H7V243H6L5 240H3V241L1 240L2 242L0 241V243H4V242H5L4 244H7V245H8V246L6 245L7 247H5V245H2V247H4V248H1V250H2V249H5V250H6V249L8 248V251H7V250H6V252H5L4 250H3V251H0V258H1V259L4 258V259H2V260L0 259V264H5V262L7 263V262L9 261V259H10V260L12 259V257H13V260H14V261L17 260V259L19 258V259H18L19 264H25L26 260L30 258V257H28L29 254H26V253H31V250L38 249V248H34V249H33V247H35V246L37 245L36 242L38 243V245L41 244L40 241H41L42 236L44 237V235H41L42 230H38V229H40V228L42 229V228H43V226H42L43 224L41 225L40 223H38V224L41 225V226H39V225L36 223V222H38V221L40 222V220H38V219H39V218H38L39 216H38L37 218L34 217L36 214H33V215H34V216H33L32 214H30V213H31L30 211H29V215H28V211H27ZM79 209H80V210H79ZM82 209H83V210H82ZM91 209L94 211L95 214L93 213V211H91ZM166 209H164V210H166ZM71 210H72V211L75 210L76 213L79 212L80 215H77V214L72 215V214H74L75 212L73 213ZM98 210H99V212H98ZM100 210L102 211V213H100ZM105 210H107V211H106V214H105ZM167 210H168V209H167ZM178 210H179V209H178ZM183 210H182V207H181V211H182V212H184ZM118 211L116 210V212H118ZM169 211H170V210H169ZM169 211L167 212L168 214H170ZM171 211H172V213H175V211H173V210H171ZM176 211H177V210H176ZM71 212H72V213H71ZM23 213H27L28 216H27L26 214L22 216ZM32 213H34V212H32ZM124 213H125V212H124ZM126 213H125V214H126ZM131 213H132V215H133L134 217L131 215ZM92 214H93V216H92ZM97 214H98V215H97ZM99 214H100V215H99ZM101 214H102V217H103V218H104L103 214L105 215V217L107 216V214H108V216L110 215V216H111L110 218H111L112 220L114 219V218H112V216L115 217L116 219L113 220V222L115 221V222H114L115 226L118 225V221H119L120 226H123V228L120 227L121 229H120L119 231H118L119 227H118V228H117V227H116V228H115V227L113 228V230L116 229V230L119 232V233L117 232L118 234H117L115 231H114V232H115V233H114L113 230L110 229V230H111V233H110V234H115L114 236L117 235V236H116L117 239L114 238V237H112L113 235H112V236L109 235L108 238H109V239H110V238H113V241H112V239L110 240V242H109V240H107L108 242L105 241L103 244H101V243L99 244V242H98L99 239L97 240V238H99V237L101 236V234H102L103 236H104V234H106V232H104V230H102V232H104V234H103L101 231H99V233L97 232V234L91 233V234L96 235L97 238H96V236H94V235H93L94 237H93L92 235L90 236L89 233L84 234V237H83V233H85V232H91V231H93V230L96 229V227H95V229H94V227H93V229H91V228H92L91 223H93L94 226H95V223H96V225L98 224L99 226H100V224H102L100 227H103V228L106 227V226H107L108 228L113 227V226H109L110 224L108 225L109 222L106 224L105 219L108 220L109 217H108V218L106 217L105 219H103V218L100 219V218H101ZM134 214H135V215H134ZM190 214H191V213H190ZM30 215H31V219H30ZM76 215H77V217H79V218L75 221V219L77 218V217H75ZM90 215H91V216H90ZM121 215H122V214H121ZM262 215H264V213H263ZM18 216H19V217H18ZM21 216H22V219H21ZM32 216H33L34 218H33ZM94 216H95V217H94ZM98 216H99V217H98ZM131 216H132L133 219H131ZM188 216L192 217L191 215H188ZM23 217H25V221H26V220H29L27 223H28L30 226L33 225V228H32V226H31L32 229L30 228L29 225H26V224H25V221H23V220H24ZM67 217H68V216H67ZM93 217H94V219H96V217H98L96 220H98V221L100 220V221H99V222H98V221H95V220L92 221ZM14 218H15V219H14ZM32 218H33V219H32ZM74 218H75V219H74ZM91 218H92V219H91ZM252 218H253V217H252ZM10 219H9V220H10ZM40 219H41V217H40ZM130 219H131V221H132V220H134V221L131 222ZM136 219H138V218L136 217ZM194 219H195V218H194ZM102 220H104L105 222L102 221ZM109 220H110V219H109ZM120 220H121V223H120ZM263 220H264V218H263ZM14 221H15V223H14ZM18 221H19V222H18ZM31 221H32L33 223H32ZM94 221H95V223H94ZM116 221H117V223H116ZM195 221H196V220H195ZM244 221H245V223L247 222V220H244ZM248 221H250V220H248ZM8 222H7V223H8ZM17 222H18V224L16 225ZM20 222H21V223H20ZM22 222L24 223V225L22 224ZM97 222H98V223H97ZM110 222H112V221H110ZM122 222H123V223H122ZM30 223H31V224H30ZM88 223H89L90 226L88 225ZM99 223H100V224H99ZM104 223H105L106 225H104ZM138 223H139V222H138ZM20 224L22 225V227H24V229H25V228L27 229V230L25 229L26 232H27V234H26V232H24V230L22 229L21 226L19 227ZM34 224H37V225L35 226ZM82 224H83V225H82ZM125 224H126V225H125ZM85 225H87V226H85ZM98 225H97V229L99 230V226H98ZM136 225H137V226H136ZM16 226H17V228H16ZM27 226H28V227H27ZM38 226H39L40 228H37ZM81 226H82V227L84 226V228H82ZM88 226L91 227V228H88ZM124 226H125V227H124ZM131 226H129V227H131ZM35 227H36V228H35ZM86 227H87V230H86ZM126 227H127V228H126ZM64 228H65V227H64ZM103 228H102V229H103ZM124 228H125V229H124ZM82 229H83V230H82ZM90 229H91V231H88V230H90ZM132 229H133V230H132ZM20 230L22 231L21 234H20ZM29 230H30V232H29ZM31 230H32V231H31ZM100 230H101V228H100ZM108 230H109V229H108ZM121 230H123V231H121ZM17 231H18V232H17ZM81 231H82L83 233H82ZM128 231H130V229H129ZM134 231H135L136 233H134ZM28 232H29V233H28ZM38 232H39V233H38ZM76 232H77V233H76ZM100 232H101V233H100ZM112 232H113V233H112ZM120 232H121V234H120ZM4 233H5V232H4ZM31 233H32V234H31ZM36 233H37V235H36ZM67 233H68V235L70 234L68 237H67ZM75 233H76V234H75ZM80 233H81V235H80ZM108 233H109V232H108ZM108 233H107V234H108ZM5 234H6V233H5ZM10 234H11V235H10ZM33 234H34V235H33ZM39 234L41 235V238H40V235H39ZM63 234H64V235H63ZM72 234H73L74 237L72 236ZM78 234H79L81 237H80ZM98 234L100 235L99 237H98ZM119 234H120V235H119ZM126 234H127V233H126ZM24 235H25V239H24ZM30 235H31V237H30ZM65 235H66V236H65ZM75 235H76V236H77V235L79 236L76 240L79 239V241H80V240H81L80 238H83V239L85 238V239H84L85 242H84V240L82 239L83 242L80 241L81 244H80L79 241H78L79 243L77 242V243H78L77 245H76V244H75V245L73 244L75 247H74L72 244H71V245H72V246H71L69 243H67V241H69V242H73V240H74L73 243H75V242H76V240H75L76 236H75ZM86 235H87V237H86ZM88 235H89V236H88ZM118 235L120 236L119 238H120L121 240H120V242L118 241V243L116 244L117 240H119ZM131 235H130L129 237H131ZM137 235H138V234H137ZM32 236H33V238H35L34 240H33ZM34 236H35V237H34ZM62 236H63V237H62ZM71 236H72L74 239H72ZM16 237H17V238H16ZM22 237H23V238H22ZM37 237H38V238H37ZM64 237H65V238H64ZM92 237L95 238V239H91ZM127 237H128V236H127ZM18 238H20V239H18ZM29 238H30V239L32 238L33 241L30 240ZM36 238L38 239V241H37ZM89 238H90V239H89ZM106 238H107V236H106ZM21 239H22V240H21ZM27 239H28L29 241H28ZM39 239H40V241H39ZM64 239H66L67 241H66V240H65L66 242L63 241ZM70 239H72V240H70ZM135 239H136V240H135ZM7 240H8L9 242H8ZM26 240H27V241H26ZM88 240H89L90 242H89ZM17 241H18V243H17ZM20 241H21V242H20ZM114 241H116L115 244L112 243V242H114ZM134 241H133V247H134V246H137V244H138V243H137L138 241L136 242L137 244H134ZM86 242H87V243H86ZM94 242H95V243H94ZM14 243H15V244H14ZM22 243H24V244H25V243H26V244L28 243V244H27V246H25V245L22 244ZM30 243H31V244H30ZM83 243H84L85 245H84ZM90 243H91V244H90ZM96 243H97V244H96ZM106 243H108V244H106ZM109 243H110V247H109V249H108V246H107V245H109ZM111 243H112V244H111ZM35 244H36V245H35ZM67 244H69V245L67 246ZM87 244H88V245H87ZM92 244H93L94 246H93ZM95 244H96V245H95ZM9 245H12V246L9 247ZM21 245H23V246H22L23 248H21ZM38 245H37V247H38ZM81 245H84V246H81ZM86 245H87V247H86ZM121 245H122V243H121ZM121 245H120V246H121ZM138 245H139V244H138ZM13 246H14V249L12 248ZM17 246H18V247L20 246L19 248H21V249L19 250V248H18ZM40 246H41V245H39V248H41ZM69 246H70V247H69ZM78 246H79V247H78ZM92 246H93V247H92ZM139 246H140V245H139ZM139 246L135 247L136 249H135V248H134V249H135V250L138 249V251L140 252L141 250H139ZM25 247H26V248L28 247V248H27L28 250H27V252L24 253V254H25V255H24L25 258H24V256H21V255H23V251H22V250H25V249H26ZM64 247H66V249H65ZM67 247L70 248L71 250H67ZM73 247H74L76 250H77V248H78L79 252L77 253V251H75V250L73 249ZM84 247H85V248H84ZM106 247H105V248H106ZM24 248H25V249H24ZM30 248H32V249H30ZM80 248H81V249H80ZM86 248H88L89 250L93 248V250H91V251H93V253H92V252L89 253V250L86 249ZM110 248H111V249H110ZM188 248H189V247H188ZM188 248H186L185 251H183V249H185V248H182L181 250H180V248H179V251L176 249V250L178 251V257H177V259H179V260H176V258H175V260H173V259H174L173 257H175V256L172 257V256H171L172 254H171V255H170L171 258L169 257V259H170L169 261H168V259H167V260H163V261H160L158 264H167V263L172 262V260H173V262L170 263V264H185V263H186V264H193L192 262L189 263V262L192 260V257H194V256H192L193 254L190 253V252H191V249H190V248H189V249H190V252H189L190 254L188 253V251H189V250H187ZM12 249L14 250V253H13V250H12ZM72 249H73V250H72ZM64 250H66V251H64ZM120 250H121V252H122L121 255L124 257L125 253H123V251H125V250L123 249V247H121ZM176 250H175V252H173L174 254H177V253H176V252H177ZM29 251H30V252H29ZM71 251H72V252H71ZM80 251H81V252H80ZM82 251H85V252L82 253ZM99 251H100V252H99ZM182 251H183L184 253H182ZM186 251H187V252H186ZM1 252H3V253L5 252V253L3 254V253H1ZM7 252H8V254H7V255H8V258H7V255L4 256ZM9 252H10V253H9ZM18 252L21 253L19 256H18ZM74 252H76V255L74 254ZM136 252H137V251H136ZM136 252H135V255L137 254ZM139 252H138V253H139ZM180 252H181V253H180ZM16 253H17V256H18V257L16 256ZM63 253H62V254H63ZM88 253H89V254H88ZM140 253H141V252H140ZM140 253H139V254H140ZM186 253H187V254H186ZM11 254H12V255H11ZM14 254H15V255H14ZM72 254H73V255H72ZM80 254H82V255H80ZM123 254H124V255H123ZM183 254H184L185 256H184ZM191 254H192V255H191ZM13 255H14V256H13ZM71 255L73 256V258L71 257ZM74 255H75V256H74ZM78 255H80V256L78 257ZM137 255H138V254H137ZM137 255L135 256L137 259L134 258L135 260L132 262L133 264H135V263H136V264H141V261L143 262L142 264H147V263H149V262H147L148 260L151 261V259H148L147 261H145V260L143 259V257L141 256V257H142V258L140 259L141 261H139V262L137 263V261L139 260V256H137ZM140 255H142V254H140ZM186 255H188V256L186 257ZM10 256H11V257H10ZM20 256H21V257H20ZM76 256H77L78 258H77ZM107 256H108V258H106ZM125 256H126V255H125ZM176 256H177V255H176ZM179 256H182V257H181V258H182V261L180 260ZM189 256H191V257H190L191 260H190ZM22 257H23V259H24V262L21 260ZM31 257H32V255H31ZM183 257L186 258V259H185V260H186L185 263H183V262H184V258H183ZM20 258H21V259H20ZM32 258H33V257H32ZM79 258H81V261H82V262H79V261H80ZM90 258H89V259H90ZM104 258H106L107 260L104 259ZM5 259H8V260L4 261ZM91 259H90L89 261H91ZM14 261L11 260V261H9L8 263H9V264H12V262H13V264H14V263L16 264L17 261H16V262H14ZM21 261H22V262H21ZM96 261H95V262H96ZM2 262H3V263H2ZM92 262H94V260H93ZM92 262H91V263L89 262V264H92ZM112 262H113V263H112ZM175 262H176V263H175ZM8 263H7V264H8ZM66 263H65V264H66ZM86 263H85V264H86ZM97 263H98V261H97ZM17 264H18V263H17ZM53 264H54V263H53ZM87 264H88V263H87ZM93 264H96V263H93Z\"/></svg>",
	"mask_w": 264,
	"mask_h": 264
}]
</instances>
